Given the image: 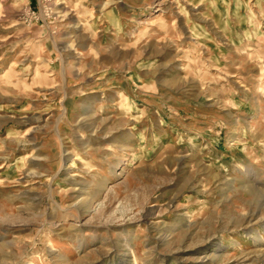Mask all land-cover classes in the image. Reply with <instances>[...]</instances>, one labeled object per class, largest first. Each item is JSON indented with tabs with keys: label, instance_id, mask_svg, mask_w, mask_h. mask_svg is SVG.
I'll return each instance as SVG.
<instances>
[{
	"label": "rangeland",
	"instance_id": "obj_1",
	"mask_svg": "<svg viewBox=\"0 0 264 264\" xmlns=\"http://www.w3.org/2000/svg\"><path fill=\"white\" fill-rule=\"evenodd\" d=\"M0 264H264V0H0Z\"/></svg>",
	"mask_w": 264,
	"mask_h": 264
}]
</instances>
